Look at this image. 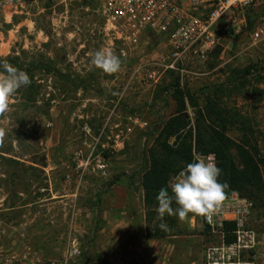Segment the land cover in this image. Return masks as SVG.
<instances>
[{"label":"rangeland","instance_id":"obj_1","mask_svg":"<svg viewBox=\"0 0 264 264\" xmlns=\"http://www.w3.org/2000/svg\"><path fill=\"white\" fill-rule=\"evenodd\" d=\"M98 7L0 0V58L31 80L0 114V264H200L219 234L200 215L161 220L158 193L143 185L152 153L167 152L168 177L214 153L197 151L198 134L223 137L236 164L237 146H257L262 200L234 190L254 203L264 264V38L250 35L264 26V4L205 61L152 83L143 72L166 54L165 37L123 41ZM96 51L120 57V71L96 68ZM134 115L147 124L127 130ZM186 146L190 157L174 152Z\"/></svg>","mask_w":264,"mask_h":264},{"label":"built area","instance_id":"obj_2","mask_svg":"<svg viewBox=\"0 0 264 264\" xmlns=\"http://www.w3.org/2000/svg\"><path fill=\"white\" fill-rule=\"evenodd\" d=\"M98 9L109 30L127 42H137L146 34L165 37L166 54L148 65L143 72L147 83L158 82L166 72L175 71L180 77L194 61H205L214 51L224 46L229 35H236L248 28L251 13L264 0H97ZM253 40L264 38V26L251 30ZM130 118L131 124L145 126L139 116ZM198 155L194 154V159ZM211 156L216 163L214 153ZM191 162V163H192ZM101 162L98 166L104 170ZM185 168V167H184ZM182 168V169H184ZM166 185L171 193L173 177ZM253 201L237 190L225 192L221 209L211 218L200 217L199 225L216 231L220 238L209 244L200 264H263L257 258V237L251 226ZM194 218V217H193ZM192 218V219H193ZM224 222L233 225L234 240L225 242L222 227ZM76 251V249H74Z\"/></svg>","mask_w":264,"mask_h":264},{"label":"clouds","instance_id":"obj_3","mask_svg":"<svg viewBox=\"0 0 264 264\" xmlns=\"http://www.w3.org/2000/svg\"><path fill=\"white\" fill-rule=\"evenodd\" d=\"M91 63L107 74L118 73L122 66L120 57L105 51H96ZM31 84L29 75L7 62L0 64V114L7 111L10 98L22 87ZM219 168L211 156H196L195 161L187 164L168 188H161L156 197L157 212L161 220L165 215H175L184 221L189 214L211 218L218 213L225 198L227 183H221ZM175 204L177 207H173ZM159 227L167 230V225Z\"/></svg>","mask_w":264,"mask_h":264},{"label":"trees","instance_id":"obj_4","mask_svg":"<svg viewBox=\"0 0 264 264\" xmlns=\"http://www.w3.org/2000/svg\"><path fill=\"white\" fill-rule=\"evenodd\" d=\"M251 22V19L248 21ZM4 63V60L0 58V64ZM172 72V71H171ZM209 118L212 116L208 114ZM223 137L215 134L213 139H209L207 142L204 141L202 134H198L196 137V149L197 151H203L208 149L216 154L217 166L222 169L219 181L221 183H227L228 187L225 192L231 189L239 188L249 195H254L258 199L262 200V178L261 170L258 159H256L259 150L255 147H245L244 145L237 146V152L239 160L234 162L231 154L233 148ZM165 147L167 145L164 144ZM175 153L182 152L183 157H190L191 147L186 146L183 151H174ZM167 152L164 150L163 153H159L156 156L154 153L151 154V166L145 172L143 176V185L146 189L153 190L155 193H159L161 188H167L166 182L168 179V161L166 160ZM240 193V192H239ZM241 194V193H240ZM242 195V194H241ZM244 196V195H243ZM254 204V203H253ZM233 225L224 222L222 231L224 232L225 242H231L234 240V235L231 233ZM99 264H104L100 259L97 258Z\"/></svg>","mask_w":264,"mask_h":264}]
</instances>
